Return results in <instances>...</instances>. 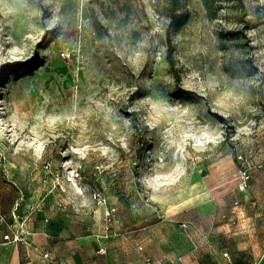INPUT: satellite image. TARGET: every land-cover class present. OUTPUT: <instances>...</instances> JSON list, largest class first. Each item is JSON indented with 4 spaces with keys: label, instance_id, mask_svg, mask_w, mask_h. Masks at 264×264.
I'll return each instance as SVG.
<instances>
[{
    "label": "rangeland",
    "instance_id": "374dc122",
    "mask_svg": "<svg viewBox=\"0 0 264 264\" xmlns=\"http://www.w3.org/2000/svg\"><path fill=\"white\" fill-rule=\"evenodd\" d=\"M170 8L0 0V231L50 264H261L264 0Z\"/></svg>",
    "mask_w": 264,
    "mask_h": 264
},
{
    "label": "crops",
    "instance_id": "0c3cea01",
    "mask_svg": "<svg viewBox=\"0 0 264 264\" xmlns=\"http://www.w3.org/2000/svg\"><path fill=\"white\" fill-rule=\"evenodd\" d=\"M5 225V224H4ZM0 226V229L6 228V226ZM27 226L29 234L27 235V243H9L4 239V235L10 231H0V246L3 259L2 264H50L53 263L52 256V241L54 237L48 233H36V230L32 228L30 223ZM49 253L51 255L50 260H44L42 254Z\"/></svg>",
    "mask_w": 264,
    "mask_h": 264
},
{
    "label": "built area",
    "instance_id": "2783aa9c",
    "mask_svg": "<svg viewBox=\"0 0 264 264\" xmlns=\"http://www.w3.org/2000/svg\"><path fill=\"white\" fill-rule=\"evenodd\" d=\"M15 218V216H14ZM7 223V218L6 217H0V226L1 225H6ZM29 230L28 228L24 227L21 230H10L9 233L4 235V239L6 242L9 243H27L29 244L28 240H27V235L29 234ZM42 258L44 260H50L51 259V255L49 253H44L42 254ZM261 264H264V253L261 256Z\"/></svg>",
    "mask_w": 264,
    "mask_h": 264
},
{
    "label": "trees",
    "instance_id": "16d2710c",
    "mask_svg": "<svg viewBox=\"0 0 264 264\" xmlns=\"http://www.w3.org/2000/svg\"><path fill=\"white\" fill-rule=\"evenodd\" d=\"M171 1V13H175L178 9L179 6V1L180 0H170ZM176 20V19H175ZM168 51H167V60L170 64L171 69L173 70L174 74L176 75V78H179V70L176 67V60L174 58V45H173V41L171 39V36L168 37Z\"/></svg>",
    "mask_w": 264,
    "mask_h": 264
}]
</instances>
